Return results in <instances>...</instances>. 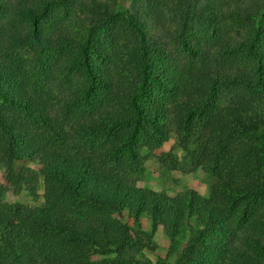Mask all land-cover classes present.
I'll return each mask as SVG.
<instances>
[{"label":"trees","instance_id":"16d2710c","mask_svg":"<svg viewBox=\"0 0 264 264\" xmlns=\"http://www.w3.org/2000/svg\"><path fill=\"white\" fill-rule=\"evenodd\" d=\"M120 1L0 0L3 179L34 192L38 160L44 198L0 201V264H131L141 215L184 264H264V0ZM168 133L209 195L134 184Z\"/></svg>","mask_w":264,"mask_h":264},{"label":"rangeland","instance_id":"374dc122","mask_svg":"<svg viewBox=\"0 0 264 264\" xmlns=\"http://www.w3.org/2000/svg\"><path fill=\"white\" fill-rule=\"evenodd\" d=\"M128 0H121L120 4ZM79 26L80 22L74 20ZM258 136L264 138V127L258 131ZM264 154V153H263ZM142 164L132 174L136 186L154 191H161L167 195H175L186 189H192L202 196L209 195L212 186L217 182V176L205 170L200 165L194 166L186 152L177 146V141L171 133L161 141L157 147L141 150ZM254 159V158H253ZM252 159V160H253ZM15 168L27 166L35 174L36 185L34 192L20 190L13 191L4 181V165L0 163V184L3 186L0 201L7 207L12 203L25 204L30 207L42 206L44 203L40 162L38 160L14 161ZM253 171L264 175L263 165L256 166ZM221 179L229 181L226 168L223 169ZM227 194L232 196V193ZM264 210V204L262 207ZM129 235L134 242L131 264H184L182 249L187 246V233L174 237L164 234L160 226H152L145 215L136 220H128ZM92 260L112 258L113 252L103 253L99 247L90 248ZM187 264H190L189 262Z\"/></svg>","mask_w":264,"mask_h":264}]
</instances>
